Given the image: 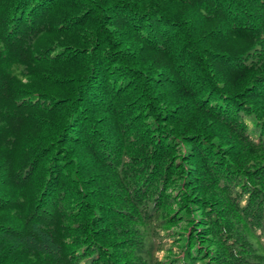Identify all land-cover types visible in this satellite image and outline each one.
<instances>
[{"label": "trees", "instance_id": "trees-1", "mask_svg": "<svg viewBox=\"0 0 264 264\" xmlns=\"http://www.w3.org/2000/svg\"><path fill=\"white\" fill-rule=\"evenodd\" d=\"M0 264H264V0H0Z\"/></svg>", "mask_w": 264, "mask_h": 264}]
</instances>
